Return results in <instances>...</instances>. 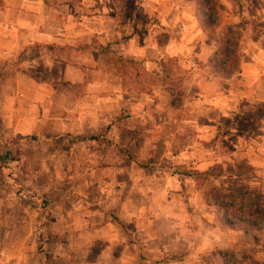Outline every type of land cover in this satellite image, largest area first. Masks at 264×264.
Returning <instances> with one entry per match:
<instances>
[{
	"label": "crops",
	"instance_id": "0c3cea01",
	"mask_svg": "<svg viewBox=\"0 0 264 264\" xmlns=\"http://www.w3.org/2000/svg\"><path fill=\"white\" fill-rule=\"evenodd\" d=\"M216 1L219 23L210 30L202 26L195 0H0V138H49L82 121L92 130L93 118L101 119L106 137L133 155L158 156L187 172L216 169L205 176L216 190L264 195V116L258 112L264 105V45L260 37L249 38L248 24L239 26L238 70L228 78L217 74L209 60L227 27L240 25L246 13L241 0ZM121 59L155 78L147 91L130 96ZM175 76L184 115H137L109 127V117L93 113L109 104L135 112L166 109ZM120 130L132 141H122ZM140 133L147 135L141 146L135 142ZM205 212L196 228L169 237L152 234L155 217L139 207L75 217L67 228L54 227L52 235L69 238L58 243L52 262L224 264L227 257L253 255L264 264V230L224 227L218 206L216 217ZM173 237L179 245L168 246ZM73 251L85 259L74 261ZM173 255L181 258L165 259Z\"/></svg>",
	"mask_w": 264,
	"mask_h": 264
},
{
	"label": "rangeland",
	"instance_id": "374dc122",
	"mask_svg": "<svg viewBox=\"0 0 264 264\" xmlns=\"http://www.w3.org/2000/svg\"><path fill=\"white\" fill-rule=\"evenodd\" d=\"M241 3L246 18L237 27L248 24L249 38L260 37L264 45V0H241ZM178 78L173 77L175 81L170 86L172 105L159 112L148 107L135 112L127 105L115 108L109 104L93 109V113L109 117L112 120L109 127L116 122L128 123L127 118L137 115H184L181 105L184 92ZM154 80L132 63L123 67L122 83L130 96L138 93V89L147 91ZM93 121L96 123L92 124V130L84 127L82 121L76 124V130L70 128L49 138L37 133L35 140L20 139L17 134L0 138V155L4 156L0 161V264H53L54 255L58 257L60 251L58 243H67L69 237L52 235V231L67 228L75 217L89 213H131L139 207L144 215L155 217L152 234L169 237L177 231L196 228L206 210L216 217L214 201L230 196L222 189L216 190L214 179L205 180V176L216 175V169L202 174L187 172L158 156L133 155L129 152L131 148L106 137L108 129L100 123L101 119ZM120 135L125 142L134 137L123 130ZM139 135L137 145L141 137L147 136ZM93 136L97 138H90ZM150 163L155 164L142 166ZM249 191L264 200L258 190ZM186 216L187 223L182 219ZM177 245L176 237L168 242V246ZM72 256L74 261L85 259L84 252L73 251ZM253 257L226 259L233 264H261ZM175 258L181 256L165 259Z\"/></svg>",
	"mask_w": 264,
	"mask_h": 264
},
{
	"label": "trees",
	"instance_id": "16d2710c",
	"mask_svg": "<svg viewBox=\"0 0 264 264\" xmlns=\"http://www.w3.org/2000/svg\"><path fill=\"white\" fill-rule=\"evenodd\" d=\"M198 8L202 26L207 29H214L219 23V12L217 9L216 0H195ZM242 37V31L237 26H228L226 34L219 40V48L217 52L209 60L210 65L215 72L222 77H230L239 67L238 48ZM122 67L126 63H132L131 60L121 59ZM133 64V63H132ZM259 114L264 116V105L259 110ZM17 138H29L35 140V135L17 134ZM92 139L96 136L90 137ZM4 159L0 155V161ZM155 163L142 165L143 167L153 166ZM222 209L220 218L221 224L229 229H243L248 232H257L264 225V200L262 196H256L252 191H242L235 195H230L228 198H216L213 203ZM224 264H233L228 259Z\"/></svg>",
	"mask_w": 264,
	"mask_h": 264
}]
</instances>
